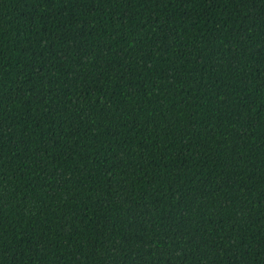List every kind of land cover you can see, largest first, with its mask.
Returning a JSON list of instances; mask_svg holds the SVG:
<instances>
[{"label":"trees","instance_id":"trees-1","mask_svg":"<svg viewBox=\"0 0 264 264\" xmlns=\"http://www.w3.org/2000/svg\"><path fill=\"white\" fill-rule=\"evenodd\" d=\"M0 264H264V0H0Z\"/></svg>","mask_w":264,"mask_h":264}]
</instances>
